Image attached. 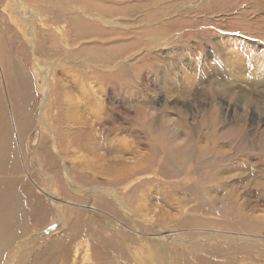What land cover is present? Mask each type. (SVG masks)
Returning a JSON list of instances; mask_svg holds the SVG:
<instances>
[{
	"label": "rangeland",
	"instance_id": "1",
	"mask_svg": "<svg viewBox=\"0 0 264 264\" xmlns=\"http://www.w3.org/2000/svg\"><path fill=\"white\" fill-rule=\"evenodd\" d=\"M64 1L0 0V56L32 85L20 129L0 61V195L25 229L0 264H264V0ZM221 135L222 186L187 191L164 146Z\"/></svg>",
	"mask_w": 264,
	"mask_h": 264
},
{
	"label": "bare ground",
	"instance_id": "2",
	"mask_svg": "<svg viewBox=\"0 0 264 264\" xmlns=\"http://www.w3.org/2000/svg\"><path fill=\"white\" fill-rule=\"evenodd\" d=\"M66 1V0H65ZM64 1V2H65ZM70 1V0H69ZM137 2V1H136ZM132 3V2H131ZM137 5V4H136ZM140 6V5H139ZM135 7L130 6L131 10H134L135 12ZM121 9V8H120ZM109 10H112V8H109ZM99 11V10H98ZM115 11V10H114ZM120 11L124 12L123 9H121ZM111 13V12H110ZM128 13V12H126ZM147 13V12H146ZM105 14V13H104ZM115 14V13H114ZM113 14V15H114ZM109 15V14H108ZM107 15V16H108ZM120 15V14H119ZM118 15V16H119ZM106 16V17H107ZM112 16V15H111ZM108 18V17H107ZM128 19V17H126ZM124 19V18H123ZM122 20V19H121ZM79 21V20H78ZM118 22V21H117ZM126 22V21H125ZM91 23V22H90ZM136 23V22H135ZM151 23V22H150ZM118 24V23H117ZM120 24V23H119ZM123 24V23H122ZM144 24V23H143ZM84 25V24H83ZM77 27L76 30L74 31L73 34V42H76L77 40H81V39H85L87 36L85 34H81L79 33L78 30H83L86 27ZM90 26V25H89ZM118 26V25H117ZM122 26V25H121ZM88 27V26H87ZM108 28V27H107ZM119 28V27H118ZM69 29H71L69 27ZM74 29V28H73ZM91 29V28H90ZM105 30V29H104ZM72 31V30H71ZM93 31V29L91 30ZM90 31V32H91ZM101 32V30H100ZM133 33V32H132ZM96 34V33H95ZM118 34V32H117ZM134 34V33H133ZM91 35V34H90ZM137 35V34H135ZM108 36V35H106ZM113 36V35H112ZM100 37V36H98ZM120 37V36H119ZM116 38V37H115ZM118 38V37H117ZM123 39V38H122ZM127 41V40H126ZM113 42V41H112ZM129 42V39H128ZM88 43V42H87ZM124 43V41H123ZM109 44V43H108ZM114 44V43H113ZM96 45V44H95ZM115 46V45H114ZM131 46V45H130ZM86 49H88V47H86ZM111 49V48H110ZM81 51V50H80ZM92 51V50H91ZM111 51V50H110ZM86 52V51H85ZM84 52V53H85ZM112 52V53H111ZM109 53V55H112L111 57L114 56V54H116V51H111ZM126 52H128L126 50ZM89 53V52H88ZM83 55V54H82ZM87 55V54H86ZM108 55V53H107ZM117 55L120 56V54L117 53ZM118 56V57H119ZM85 57V56H83ZM86 58V57H85ZM88 58V57H87ZM91 58V57H90ZM89 59V58H88ZM87 59V60H88ZM0 61L3 63L4 68L6 69V72L9 74V77H11L14 80V86H15V90H18V100H19V105H16V108L14 109L20 129H25L29 126V124L31 123V114L28 112V107L29 106V98L28 96L32 88L31 82H30V77H28L26 70L24 68V66H22V64H18L15 60H13L10 55H5V56H0ZM111 61V59H109V62ZM2 70V69H1ZM82 79V77H81ZM85 79V77H84ZM6 82V81H5ZM86 82V81H85ZM85 82L82 81V83L84 84ZM2 83V82H1ZM7 86V85H6ZM13 91V90H12ZM61 91V90H60ZM16 92V91H15ZM14 92V93H15ZM13 93V94H14ZM33 93V92H32ZM9 94V93H8ZM12 94V95H13ZM1 96V95H0ZM34 96V95H32ZM3 97V96H2ZM14 97V96H13ZM34 98V97H33ZM31 100V99H30ZM32 102V101H31ZM13 103V102H12ZM31 104V103H30ZM61 104V102H60ZM27 105V106H25ZM60 106V105H59ZM74 106V105H73ZM24 107V108H23ZM25 109L26 112H25ZM78 109V108H77ZM71 110V109H70ZM67 111V110H66ZM2 112V111H1ZM64 112V111H63ZM68 113V112H67ZM80 117V116H79ZM0 121H1V116H0ZM3 121V120H2ZM72 121V120H71ZM78 121V120H77ZM5 123V122H4ZM87 126V125H86ZM182 127V126H181ZM69 128V127H68ZM76 128V127H75ZM65 129V128H64ZM80 131V130H79ZM78 131V132H79ZM87 131L86 135H87ZM5 129H2L0 131V173H2L3 171H7V169H9L8 171L11 172H15V169L13 166L9 165L12 163H10L8 165V153L10 150L6 144H5V137H3V133H5ZM60 132V131H59ZM66 132L65 134L67 136L74 134V131L70 130V129H65L63 131H61L60 133ZM81 132V131H80ZM212 132V131H211ZM77 133V132H76ZM78 134V133H77ZM76 134V136H77ZM82 134V133H81ZM179 134V132L177 133ZM185 134V133H184ZM213 134V133H212ZM61 135V134H60ZM176 135V134H175ZM78 136H80V134H78ZM179 136V135H178ZM185 136V135H184ZM75 137V136H74ZM86 137V136H85ZM91 137V136H90ZM89 137V138H90ZM194 137V136H193ZM198 137V136H197ZM209 137V134L208 136ZM212 137V136H211ZM228 138V137H227ZM226 135H221L218 136L217 138H215L214 140L212 139L211 142L212 144L210 145V148L208 147H200V146H194L190 139H186L184 142H182V144L178 145L174 140H172L171 146H168V144L166 146H164V150L162 152H164L166 160L169 161V164L171 163L173 165V170L171 172L170 175H174V176H178L181 174H184L187 178L186 180V190L187 191H192L193 189H199V190H203V189H208V190H217L218 188H220L222 186L221 181L219 180V175L224 172L223 169H226L228 164H231V159H235L236 153H228V151H223L221 148L220 150H216V144H218L219 142H225L227 140ZM199 139V138H198ZM210 139V138H209ZM208 140V139H207ZM206 140V141H207ZM21 142V141H20ZM167 142V141H166ZM61 143V142H60ZM165 143V142H164ZM227 143V142H226ZM198 144V143H197ZM207 144V143H206ZM161 145V144H160ZM159 145V146H160ZM164 145V144H163ZM227 145V144H226ZM161 147V146H160ZM198 149V153L196 158L194 159V150ZM159 150V149H158ZM150 153V152H149ZM151 154V153H150ZM153 154V153H152ZM156 155V154H155ZM163 159H164V155ZM235 157V158H234ZM14 159V157H11ZM158 159V158H157ZM16 159H14L15 161ZM8 161V162H7ZM237 161V160H236ZM138 162V161H137ZM161 162V161H160ZM166 162V161H165ZM190 162H193V165H189ZM231 162V163H230ZM163 163V167H164V162ZM147 164V163H146ZM167 164V163H166ZM165 164V165H166ZM168 164V165H169ZM170 164V165H171ZM243 164V163H241ZM18 165V164H17ZM131 165V164H130ZM129 165V166H130ZM162 165V164H161ZM166 165V166H168ZM171 165V166H172ZM141 166V165H140ZM133 167V165H132ZM159 167V166H158ZM170 167V166H168ZM232 167V166H231ZM238 167V166H237ZM152 168V165H148L147 167L145 166L144 169L146 171H150ZM164 169L166 170V167H164ZM203 170V175L205 176L204 178H202V180L200 182H194L193 179L190 178L189 174L193 173L197 170ZM141 171L142 168H141ZM164 172V171H163ZM201 172V171H200ZM137 173V172H136ZM166 173V172H165ZM168 173V172H167ZM170 173V172H169ZM128 174V173H127ZM197 174V173H196ZM226 174V173H225ZM125 175V174H124ZM137 175V174H136ZM222 175V174H221ZM133 176V174H132ZM199 177V176H198ZM125 178V177H124ZM185 178V179H186ZM195 178V177H194ZM127 179V178H126ZM170 179V178H169ZM124 180V179H123ZM173 180V179H172ZM171 180V181H172ZM2 181V180H1ZM0 181V182H1ZM6 181V180H4ZM180 181V179H179ZM3 182V181H2ZM151 182V181H150ZM14 181H8L7 182V186L8 188H10L11 186H13ZM175 184V183H174ZM246 184V183H245ZM168 185V184H167ZM173 185V184H171ZM259 185V184H258ZM178 186V185H177ZM185 186V185H184ZM183 186V187H184ZM263 187V186H262ZM170 188V187H169ZM185 188V187H184ZM182 189V188H181ZM205 189V190H206ZM193 192V191H192ZM197 194V192H196ZM14 195V194H12ZM206 195V194H205ZM19 196V195H18ZM193 196V195H192ZM226 196V195H225ZM223 197V196H222ZM15 197H8L7 193H3L0 195V259L1 257L4 255H2V250L7 247L10 243H12V241H14L16 239V237L18 236V234H22L25 232V229H22L23 225L21 226L20 224V228L18 226V222L16 221L17 215L15 214L14 210L18 209V200L14 199ZM211 198V197H210ZM228 198V197H227ZM232 198V197H231ZM229 198L227 199L228 201H231L232 199ZM234 198H236L234 196ZM193 199V198H191ZM237 199V198H236ZM199 200V199H198ZM197 200V201H198ZM202 200V198H201ZM205 200V199H204ZM239 200V199H238ZM243 200V199H242ZM233 201V200H232ZM10 203V207L7 206V203ZM243 202V201H242ZM230 203V202H229ZM238 204V203H237ZM24 207V206H23ZM9 208L12 211H9ZM43 212V211H42ZM31 215V214H30ZM19 216V215H18ZM23 217V216H22ZM24 219V218H23ZM37 221V220H35ZM25 224V223H24ZM14 226L16 228H13L11 226ZM25 227V226H24ZM73 234H70V237H72ZM61 247V246H60ZM56 249V247H54ZM67 248V247H65ZM54 250V249H53ZM54 252V251H52ZM64 252H66V250L64 249ZM65 254V253H64ZM43 255L40 254V256H38L34 262V264H41L40 260L42 258ZM35 258V257H34ZM22 264H24L22 262ZM46 264V263H45Z\"/></svg>",
	"mask_w": 264,
	"mask_h": 264
}]
</instances>
